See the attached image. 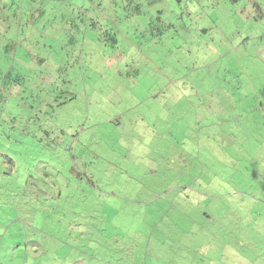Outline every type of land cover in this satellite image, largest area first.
Listing matches in <instances>:
<instances>
[{
    "label": "rangeland",
    "instance_id": "374dc122",
    "mask_svg": "<svg viewBox=\"0 0 264 264\" xmlns=\"http://www.w3.org/2000/svg\"><path fill=\"white\" fill-rule=\"evenodd\" d=\"M3 71L0 264H264V0H0Z\"/></svg>",
    "mask_w": 264,
    "mask_h": 264
},
{
    "label": "trees",
    "instance_id": "16d2710c",
    "mask_svg": "<svg viewBox=\"0 0 264 264\" xmlns=\"http://www.w3.org/2000/svg\"><path fill=\"white\" fill-rule=\"evenodd\" d=\"M133 11L136 13L140 12V9H139V6L137 3H135V5L133 7ZM114 40L115 39L112 38V41H114ZM7 75H9V72L3 71L0 74V79L2 77H6ZM17 78H18L17 75L13 76V77H9L8 79H7V77L3 78L4 79V80H2L3 87H7L9 85V83L11 85H14V83H17V81H18ZM11 133L12 132H10V135H11ZM34 154L36 155L37 159L40 160V162L46 161V160L39 159L40 153H39L38 149L36 151H34ZM32 157H35V156H32ZM57 158H59L58 155H57ZM44 165L53 167V165L51 163H46ZM182 174L184 176L186 174V172L185 173L183 172ZM24 175H25L24 177L18 178L19 179V186L18 187L21 190V192H20V196H19L18 202H17L16 219L20 223L26 222L27 224H29L31 230L41 231V234H42V231L45 228H48L50 225H53L57 222V215H55V213L51 212L49 209H44L39 205H37V207L35 206L34 208H32L29 205L31 203V200L28 197L29 193L25 192V190H26V186H28V188L30 189L31 184H32V183L28 184V182H29L28 178L29 177L32 178L34 176L31 174H24ZM84 178L86 180V184L78 183L77 180H72V179H71V184L74 186V188L81 187L82 190H84V191H91L92 192L91 195L82 194V200L87 199L89 196H94L97 198V196H98L97 193L100 192L99 180L96 183H94L93 180H91L87 177H84ZM33 180L39 186H42V183L44 182L43 179L39 176V174ZM32 189H33V192H36L38 194L42 193L40 190H36V185H33ZM36 197H37V200L40 201L41 196L38 198V195H37ZM70 197L74 198V201H75V200H77V198H80L81 196L77 195L76 193H72L70 195ZM55 200H57L56 197L51 198V201H55ZM97 200H100V197ZM36 203H37V201H36ZM52 207H53V204H52ZM41 210H43V214L41 213ZM99 217H100V214L97 213V210H94V211L92 210V211L88 212V214H87V218L98 219ZM91 222L92 221H90V223H89L90 226H91ZM96 225L94 227H96ZM42 235H44V234H42ZM256 261H257L256 259L250 260L248 262V264H256L255 263Z\"/></svg>",
    "mask_w": 264,
    "mask_h": 264
}]
</instances>
